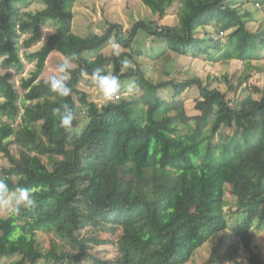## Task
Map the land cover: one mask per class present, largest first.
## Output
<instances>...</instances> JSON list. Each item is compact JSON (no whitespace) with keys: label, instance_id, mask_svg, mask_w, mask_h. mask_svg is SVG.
<instances>
[{"label":"trees","instance_id":"16d2710c","mask_svg":"<svg viewBox=\"0 0 264 264\" xmlns=\"http://www.w3.org/2000/svg\"><path fill=\"white\" fill-rule=\"evenodd\" d=\"M44 1V9L22 13L19 5L29 0H0V67L6 70L0 73V155L9 162L0 180L9 187L7 196L27 188L35 200L33 208L17 204L8 217L0 216V257H19L12 264H189L199 249L229 231V218L218 204L231 195L236 242L206 264H240L242 251L249 264H264L253 234L256 221L259 228L264 225V92L253 86L260 99L248 94L232 106L226 93L199 78L154 83L140 63L133 66L130 53L119 59L100 53L113 38L133 49L144 31L178 55L238 60L248 71L264 52V29L250 30L252 15H243L235 0H141L160 19L180 3L178 25L140 22L124 36L119 25L110 24L103 35L81 37L73 33L76 0ZM51 20L56 32L32 51ZM22 35L27 37L21 46ZM22 48L36 63L21 79L23 94L8 71H25ZM88 51L97 55L84 57ZM54 52L73 58L68 80L73 91L66 98L41 78ZM125 58L131 67L122 71ZM98 66L103 74L135 81L142 94L99 106L80 87ZM168 86L173 94L166 99L159 90ZM192 87L200 94L194 116L179 99ZM64 103L75 116L78 135L71 139L55 112ZM79 106L84 124L76 114ZM40 232L71 251H59L58 244L42 250ZM101 233L116 238L112 258L93 252L97 245L114 243L101 240Z\"/></svg>","mask_w":264,"mask_h":264},{"label":"rangeland","instance_id":"374dc122","mask_svg":"<svg viewBox=\"0 0 264 264\" xmlns=\"http://www.w3.org/2000/svg\"><path fill=\"white\" fill-rule=\"evenodd\" d=\"M235 4L239 6L240 12L250 14L249 29L256 31L257 29H264V0H235ZM180 3H176L174 7L170 8L164 18L153 15L152 11L143 4L141 0H76L72 10L75 14L73 20V33L87 37L93 34L103 35L106 33L110 24L119 25L122 28V35L128 36L136 24L140 22H158L161 26H176L179 23L177 11ZM46 6L44 0H29L28 4L19 5L20 12H37L44 9ZM212 28V27H211ZM43 39L41 43L36 44L33 50H38L45 43L49 36L56 32V24L53 20L49 21L43 28ZM203 35V34H202ZM27 37L22 35L19 44ZM1 42V39H0ZM116 46L119 47L120 53L128 52L133 56L131 60L134 67L140 63L145 74L154 83L159 82H184L186 80L199 78L204 85H209L211 89L220 90L227 94V99L232 106H237L248 95L252 94L254 98L260 99L261 93H255L253 86L260 88L264 92V52L260 55L258 60L251 63L250 69L247 71L244 63L238 60L209 62L204 58L195 59L193 57H184L178 55L170 50L168 45L162 40L148 36L144 31H139L137 40L133 45V49H124L113 38L111 42L103 48L100 53L111 56L114 53ZM26 49H21V55L26 65L23 73L18 72L15 68L8 70L12 73L11 80L20 90L22 78H27L30 72L35 70V61H29L25 58L24 53ZM31 51V50H30ZM144 54V55H143ZM94 52H85L84 57L92 59L96 56ZM65 61L64 57L59 52H54L46 63V68L41 75V78L48 79L53 75H60L57 71L58 65ZM6 70L0 67V73H5ZM113 74V73H111ZM249 74L248 80H243L239 85L240 79L244 75ZM121 89L118 94L120 99L114 98L107 100L103 94L93 83L91 77H84L81 82V89L89 94L90 100L99 104V106L106 105L108 102L120 101L124 98L132 96H140L142 91L135 86L133 80H120ZM160 95L166 99L171 98L172 86L159 90ZM179 99L184 101L186 111L194 116L197 114L195 110L196 102L200 99L199 91L196 87L189 88L184 91ZM77 117L79 120L86 122V115L82 107L77 109ZM18 118V123H20ZM226 132L231 134L232 130L226 129ZM217 139V137H216ZM14 153H17V146L11 147ZM47 161V159L45 158ZM9 162L2 155H0V174L2 169L7 167ZM18 193H13L7 196L3 201H0V216L8 217L17 206ZM218 204V211L224 213L229 218L230 229L225 234L206 244L193 257V261L189 264H206L212 254H221L225 252L226 248L236 242V239L231 233V229L237 225L238 222L232 220L230 210H237L235 206V199L228 195L226 198H221ZM228 202V204H225ZM254 246L264 256V225L259 228L258 221L254 223ZM38 242L41 244L42 250L48 251L52 245L58 244L59 251H71L70 247H63L62 243L55 238L54 235H47L42 232L38 233ZM101 240L111 239L114 243L97 245L93 252L104 258H112L116 252V238L110 236L109 233H101ZM19 257L1 258L0 264H12L17 261ZM38 264H49L44 260L39 261ZM240 264H249L248 255L242 251L240 256Z\"/></svg>","mask_w":264,"mask_h":264},{"label":"clouds","instance_id":"9594fccd","mask_svg":"<svg viewBox=\"0 0 264 264\" xmlns=\"http://www.w3.org/2000/svg\"><path fill=\"white\" fill-rule=\"evenodd\" d=\"M118 59L121 55L119 47L116 46L114 53ZM72 57L66 59L63 63L58 65L57 71L60 75H53L44 81L50 90L57 96L66 98L72 94V88L68 84L72 69ZM121 70L128 69L131 67L130 61L125 58L120 60ZM104 68L102 66L95 67L91 73V79L99 91L103 94L107 100H113L117 97L121 89V81L119 75L116 74H103ZM82 75H88L86 72ZM55 112L59 115V126L68 133L69 139L73 135H78L73 126L75 119L74 113L68 104H61L55 109ZM9 187L6 183L0 180V201H3L7 196ZM17 203L22 205L24 208L35 207V200L32 197V193L27 188L18 189ZM19 210V209H17Z\"/></svg>","mask_w":264,"mask_h":264},{"label":"built area","instance_id":"2783aa9c","mask_svg":"<svg viewBox=\"0 0 264 264\" xmlns=\"http://www.w3.org/2000/svg\"><path fill=\"white\" fill-rule=\"evenodd\" d=\"M120 97H121V95H120V94H118V95H117V97H116V99H120Z\"/></svg>","mask_w":264,"mask_h":264}]
</instances>
